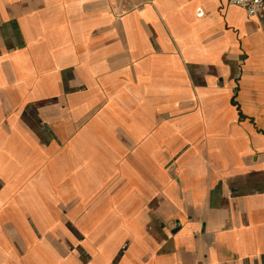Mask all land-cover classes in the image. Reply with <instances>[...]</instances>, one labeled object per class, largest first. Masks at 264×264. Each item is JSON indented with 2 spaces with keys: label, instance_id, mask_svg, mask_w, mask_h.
<instances>
[{
  "label": "crops",
  "instance_id": "obj_1",
  "mask_svg": "<svg viewBox=\"0 0 264 264\" xmlns=\"http://www.w3.org/2000/svg\"><path fill=\"white\" fill-rule=\"evenodd\" d=\"M0 264H264V10L0 0Z\"/></svg>",
  "mask_w": 264,
  "mask_h": 264
},
{
  "label": "built area",
  "instance_id": "obj_2",
  "mask_svg": "<svg viewBox=\"0 0 264 264\" xmlns=\"http://www.w3.org/2000/svg\"><path fill=\"white\" fill-rule=\"evenodd\" d=\"M228 4L243 9L249 19L264 10V0H228Z\"/></svg>",
  "mask_w": 264,
  "mask_h": 264
}]
</instances>
